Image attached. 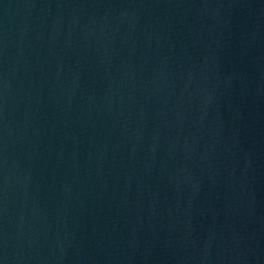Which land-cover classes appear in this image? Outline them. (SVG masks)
Instances as JSON below:
<instances>
[{"label":"water","instance_id":"obj_1","mask_svg":"<svg viewBox=\"0 0 264 264\" xmlns=\"http://www.w3.org/2000/svg\"><path fill=\"white\" fill-rule=\"evenodd\" d=\"M0 264H264V0H0Z\"/></svg>","mask_w":264,"mask_h":264}]
</instances>
